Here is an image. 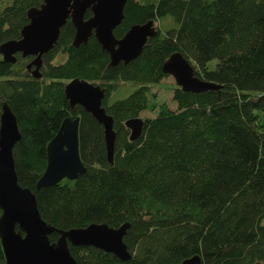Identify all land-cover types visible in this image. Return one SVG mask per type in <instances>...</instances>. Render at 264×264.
Returning a JSON list of instances; mask_svg holds the SVG:
<instances>
[{
	"label": "trees",
	"instance_id": "1",
	"mask_svg": "<svg viewBox=\"0 0 264 264\" xmlns=\"http://www.w3.org/2000/svg\"><path fill=\"white\" fill-rule=\"evenodd\" d=\"M43 1L12 0L1 8L0 44L19 39L27 11ZM149 20L171 26L157 28L128 64L110 66L94 36L75 47L70 20L43 56L40 79L26 69L33 57L17 55L15 64L0 57V113L7 102L21 133L13 149L18 182L57 229L130 224L128 261L70 246L77 264H183L193 257L199 264H264V0H127L114 35ZM176 52L220 90L192 94L176 86L177 108L161 104L131 141L125 122L156 106L151 86L168 76L163 64ZM76 78L105 89L102 105L116 135L113 164L103 126L81 106L70 108L64 87ZM118 83L137 87L110 103ZM66 117L80 120L87 171L37 190L47 145ZM58 238L49 236L52 243ZM0 264H6L1 242Z\"/></svg>",
	"mask_w": 264,
	"mask_h": 264
},
{
	"label": "water",
	"instance_id": "2",
	"mask_svg": "<svg viewBox=\"0 0 264 264\" xmlns=\"http://www.w3.org/2000/svg\"><path fill=\"white\" fill-rule=\"evenodd\" d=\"M127 0H44L39 7L27 11L28 23L20 31V38L0 44L3 62L15 64L17 55L33 57L26 69L40 79L43 56L58 43L61 29L70 20L75 28L73 45L86 44L94 36L102 50L110 56V66L128 64L142 53L148 40L155 37L153 20L133 25L122 38H116L115 29L124 19ZM87 11L91 16L86 18ZM163 72L172 76L176 85L186 93L200 94L219 91L221 86L195 76L192 64L179 52L173 53L163 64ZM70 108L81 106L104 128L107 159L114 160L115 132L113 118L102 105L105 89L85 79H73L64 87ZM79 118L66 117L56 135L47 145V166L36 189L50 187L64 179L75 180L86 173L79 155ZM144 120L140 117L125 122L130 140L142 133ZM21 133L16 116L7 102L0 113V242L6 264H77L70 246L93 247L128 261L131 254L124 237L130 227L124 223L118 228L92 223L84 228L60 230L42 219L31 189L22 187L17 178L13 149ZM59 238L51 242L49 236ZM193 257L183 264H199Z\"/></svg>",
	"mask_w": 264,
	"mask_h": 264
},
{
	"label": "rangeland",
	"instance_id": "3",
	"mask_svg": "<svg viewBox=\"0 0 264 264\" xmlns=\"http://www.w3.org/2000/svg\"><path fill=\"white\" fill-rule=\"evenodd\" d=\"M12 0H0V9L8 5ZM154 25L158 29H166L171 26L170 23L155 21ZM1 57V56H0ZM176 82L172 76H167L159 84L152 85L151 91L155 94L156 106L152 110H147L141 113L140 118H153L159 112V106L165 104L170 110L177 108V103L173 99V91L176 87ZM137 85L132 83H118V89L111 94L110 103L127 97Z\"/></svg>",
	"mask_w": 264,
	"mask_h": 264
}]
</instances>
